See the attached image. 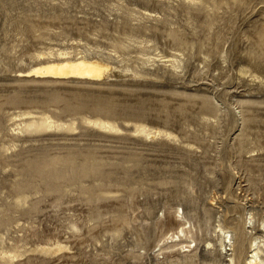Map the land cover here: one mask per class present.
Masks as SVG:
<instances>
[{"label": "rangeland", "instance_id": "rangeland-1", "mask_svg": "<svg viewBox=\"0 0 264 264\" xmlns=\"http://www.w3.org/2000/svg\"><path fill=\"white\" fill-rule=\"evenodd\" d=\"M52 53L114 71L26 77ZM183 211L187 262L159 254ZM255 240L264 0H0V264H246Z\"/></svg>", "mask_w": 264, "mask_h": 264}, {"label": "bare ground", "instance_id": "bare-ground-1", "mask_svg": "<svg viewBox=\"0 0 264 264\" xmlns=\"http://www.w3.org/2000/svg\"><path fill=\"white\" fill-rule=\"evenodd\" d=\"M55 54L52 53L48 55L47 60H43L36 64L30 71L26 72L27 78L34 79H51V80H85L98 83L104 81L112 72L114 71V65L97 58H86V57H66L65 54ZM68 55V54H67ZM150 63V62H149ZM155 63V61H154ZM114 66V67H113ZM173 68H180L179 62H172ZM20 76H23V74ZM106 81V80H105ZM91 125H98L105 129L114 128V125L109 121L103 120H90ZM155 132L149 133L151 138L167 136L172 137V133L164 132L160 129L154 130ZM176 215V214H175ZM180 216V215H179ZM176 218V217H175ZM178 218V217H177ZM181 218V224L179 225L178 232L170 234L169 238H166L162 244L159 245L160 255H165L167 253L176 252L177 254L183 253L184 259L187 262L192 256V252L197 249L198 243L190 237L193 232V226L191 220L186 216L185 211H183ZM192 236V235H191ZM168 237V236H167ZM228 237L224 228H220L218 232V239L216 244L209 243V247L217 254V256L222 257L223 254L228 255L227 245ZM194 244V248L192 245ZM263 241L255 240V245L252 246L251 256L247 259L246 264H264L263 260ZM232 246V245H231ZM190 253V254H187ZM194 260H191L193 264Z\"/></svg>", "mask_w": 264, "mask_h": 264}]
</instances>
